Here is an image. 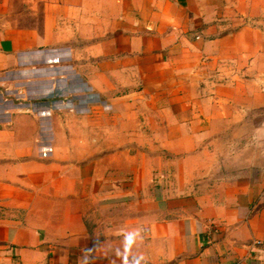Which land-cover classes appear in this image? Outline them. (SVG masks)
<instances>
[{
  "label": "crops",
  "instance_id": "crops-1",
  "mask_svg": "<svg viewBox=\"0 0 264 264\" xmlns=\"http://www.w3.org/2000/svg\"><path fill=\"white\" fill-rule=\"evenodd\" d=\"M0 264H264V0H0Z\"/></svg>",
  "mask_w": 264,
  "mask_h": 264
}]
</instances>
